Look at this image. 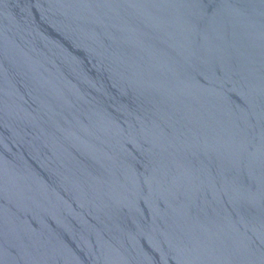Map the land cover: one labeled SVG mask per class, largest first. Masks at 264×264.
Wrapping results in <instances>:
<instances>
[{
    "label": "water",
    "instance_id": "water-1",
    "mask_svg": "<svg viewBox=\"0 0 264 264\" xmlns=\"http://www.w3.org/2000/svg\"><path fill=\"white\" fill-rule=\"evenodd\" d=\"M0 264H264V0H0Z\"/></svg>",
    "mask_w": 264,
    "mask_h": 264
}]
</instances>
